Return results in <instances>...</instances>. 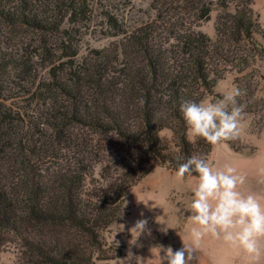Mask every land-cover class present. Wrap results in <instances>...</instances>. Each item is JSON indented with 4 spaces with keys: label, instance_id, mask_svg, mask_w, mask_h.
<instances>
[{
    "label": "trees",
    "instance_id": "obj_1",
    "mask_svg": "<svg viewBox=\"0 0 264 264\" xmlns=\"http://www.w3.org/2000/svg\"><path fill=\"white\" fill-rule=\"evenodd\" d=\"M252 3L222 0L214 39L164 15L80 58L60 13L74 18L76 0H0V254L13 244V264L120 257L107 234L129 213L132 189L156 166L208 160L213 145L189 138L179 103L202 102L227 73L240 75L241 115L258 112L260 133L264 75L247 70L264 60V28ZM221 142L243 150L238 136Z\"/></svg>",
    "mask_w": 264,
    "mask_h": 264
},
{
    "label": "rangeland",
    "instance_id": "obj_2",
    "mask_svg": "<svg viewBox=\"0 0 264 264\" xmlns=\"http://www.w3.org/2000/svg\"><path fill=\"white\" fill-rule=\"evenodd\" d=\"M76 1L80 13L74 18L69 17V8L66 6L60 13L65 14L66 9L67 14L63 23L73 31L80 58L92 50L108 48L121 39L122 36L118 33L129 30L145 20L163 19L164 15L170 19L182 20L188 24L187 26L191 25L214 39L216 19L223 12L222 0H200L199 3L194 0L191 5L179 0ZM169 4L173 7L164 10V6ZM202 8L208 11L200 15ZM251 8L258 15L259 22L264 28V0H253ZM31 36L30 51H33V43H36L38 35L33 33ZM257 39L262 40L259 35ZM10 41L13 43V40ZM52 54L54 57L59 54L55 46ZM253 69L261 71L264 75V60L257 61L247 71ZM236 76L240 75L235 71L227 73L224 78L217 81L213 93L208 94L203 101L220 98L224 91L235 87ZM257 94L264 96V79L260 80ZM259 122L258 112L241 115L237 136L243 145V150L233 151L225 142H220L213 145L207 161L214 168H221L226 164L232 165L238 173L246 177L240 190L264 197V184L258 183L259 178L264 175V126L259 133ZM170 135L169 130L161 132V137ZM188 136L193 139L189 132ZM194 183L195 176H185L182 180H178L175 171L156 166L132 189L127 198L129 213L115 222L110 233L107 234L109 241H115L121 246L122 255L102 264H140V261L141 264L144 261L148 264L146 260L151 258V249L155 246H171L173 251L181 248L182 242L190 246L191 241L187 237L193 225L188 216L190 213L187 211V203ZM141 219L145 220L146 224L135 238L136 234L131 229ZM260 244L259 257L249 261L246 254L238 247L211 235H205L195 250L191 264H264V238L261 239ZM12 245L1 252L0 264H13L15 261ZM160 254L163 255V252Z\"/></svg>",
    "mask_w": 264,
    "mask_h": 264
},
{
    "label": "clouds",
    "instance_id": "obj_3",
    "mask_svg": "<svg viewBox=\"0 0 264 264\" xmlns=\"http://www.w3.org/2000/svg\"><path fill=\"white\" fill-rule=\"evenodd\" d=\"M240 95V89L232 87L224 91L220 98L203 102L181 100L178 110L190 136L202 138L212 145L235 139L243 110V105L237 100ZM193 173L196 174L195 183L187 203L188 216L193 225L187 237L191 245L182 242L183 246L175 251L171 246H155L151 249V258L146 260L148 264H191L195 250L205 235L238 247L249 261L256 260L261 252L260 241L264 238V197L242 192L240 187L246 177L230 164L214 168L198 155L177 163L175 176L178 180ZM258 183L264 184V175ZM145 224L143 219L135 223L131 229L136 234L135 238Z\"/></svg>",
    "mask_w": 264,
    "mask_h": 264
}]
</instances>
